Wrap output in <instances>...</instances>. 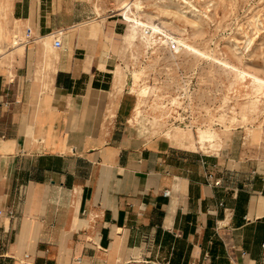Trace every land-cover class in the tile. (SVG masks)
I'll list each match as a JSON object with an SVG mask.
<instances>
[{
	"label": "crops",
	"instance_id": "1",
	"mask_svg": "<svg viewBox=\"0 0 264 264\" xmlns=\"http://www.w3.org/2000/svg\"><path fill=\"white\" fill-rule=\"evenodd\" d=\"M0 5V264H264V134L211 153L142 137L119 18Z\"/></svg>",
	"mask_w": 264,
	"mask_h": 264
},
{
	"label": "rangeland",
	"instance_id": "2",
	"mask_svg": "<svg viewBox=\"0 0 264 264\" xmlns=\"http://www.w3.org/2000/svg\"><path fill=\"white\" fill-rule=\"evenodd\" d=\"M126 1L90 0L132 38L119 63L139 99L134 131L169 133L207 153L234 140L257 141L264 134V0H140L141 8L125 15L118 8ZM6 12L0 5L2 19ZM202 131L211 141L191 146Z\"/></svg>",
	"mask_w": 264,
	"mask_h": 264
},
{
	"label": "bare ground",
	"instance_id": "3",
	"mask_svg": "<svg viewBox=\"0 0 264 264\" xmlns=\"http://www.w3.org/2000/svg\"><path fill=\"white\" fill-rule=\"evenodd\" d=\"M132 6L135 7V9H138L139 10L141 8L140 0H127L125 3H122V5L118 8V10H122L123 11L122 14L127 15V12L130 11V9H131ZM123 8L125 10H123ZM97 13H98V11H97ZM138 23L141 24V22H138ZM130 29L137 32V30L139 28L132 26ZM141 29L143 31V28H141ZM131 41H132V38L129 35H127L125 37V42L126 43H129ZM144 93H145V89H143L141 91H138V96H141L142 97V96H144ZM139 113H140V108H139V103H137V105L135 107L134 116L139 115ZM167 136L169 138L176 139V137H174L173 135H169V133L167 134ZM212 137H213V134L210 131H207V132L202 131V132H200V134L198 136V139L196 141H193L191 143V146L195 147L196 146V143H198V146L203 148L205 146V141H211ZM188 146H189V144H188Z\"/></svg>",
	"mask_w": 264,
	"mask_h": 264
},
{
	"label": "built area",
	"instance_id": "4",
	"mask_svg": "<svg viewBox=\"0 0 264 264\" xmlns=\"http://www.w3.org/2000/svg\"><path fill=\"white\" fill-rule=\"evenodd\" d=\"M122 17L125 19V17L122 15ZM127 21V20H126ZM142 28H143V33L144 34H147L148 32H149V28L148 27H145V26H142ZM30 39V29H26V31H25V34H24V40H20L19 42L21 43V42H23V43H25V42H27L28 40ZM18 39H16V40H14L12 43L13 44H17V41ZM54 45L56 46V47H59L60 45H61V40H60V38L59 37H55L54 38ZM208 178H209V182L210 183H213V184H218V181H216V180H213L212 179V176H211V174H209L208 175ZM163 194L164 195H169V190H164L163 191ZM2 214V211L0 210V215ZM262 246L264 247V242L262 243ZM77 261H79L80 260V258L79 257H77V259H76Z\"/></svg>",
	"mask_w": 264,
	"mask_h": 264
}]
</instances>
